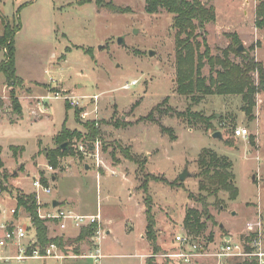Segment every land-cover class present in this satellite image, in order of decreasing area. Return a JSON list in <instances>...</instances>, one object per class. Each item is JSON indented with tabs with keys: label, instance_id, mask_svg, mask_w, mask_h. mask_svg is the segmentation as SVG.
Segmentation results:
<instances>
[{
	"label": "rangeland",
	"instance_id": "rangeland-1",
	"mask_svg": "<svg viewBox=\"0 0 264 264\" xmlns=\"http://www.w3.org/2000/svg\"><path fill=\"white\" fill-rule=\"evenodd\" d=\"M101 1L100 5L95 0L84 4H78V0L0 3L1 34L5 19L15 14L21 3L28 2L20 10L22 28L15 38L23 69L28 78L45 83L41 84L45 95L68 90L79 96H98L96 102L90 98L83 100L90 111L86 118L81 117L80 108L68 107L62 98L42 102L34 97L35 104L30 107L28 99L21 100L22 115L18 117L11 106L9 88H5V75L0 72V95L6 91L7 96V100L0 98V110L9 107L11 117L16 119L11 123L5 117L7 125L0 124L1 157L11 161L10 167L16 168L17 175L25 177L38 169L37 164L46 169L45 164L50 163L46 152L56 148L54 137L63 124L80 131L82 136L71 141L73 154L58 158L55 180L51 181L50 173L49 180L46 177L52 192L43 193L42 198L54 197L60 200L62 208L100 210L103 220L110 224L101 220L102 232L111 227V233L99 241L103 254L99 261L85 256L95 246L93 240L71 241L68 245L77 236L78 228L73 224L65 230L49 224V237L62 236L66 240L58 251L63 257H31L19 264H148V256L154 254L146 237L148 196L156 221V242L161 247L156 254L175 251V235L179 233L196 239L210 252L218 251L228 240L226 237L242 243L244 251L247 238L250 253L264 252V90L254 93L250 113L244 109L242 94H206L193 100L192 96L201 94L178 93L173 14L165 9L146 12L145 0ZM201 1L213 6L216 13L215 20L204 27L209 54L222 57L230 35L235 33L248 54L264 64V27L256 25L258 1ZM107 3L126 11H115ZM120 36L124 45L118 42ZM197 39L201 41L200 37ZM3 52L0 49V61ZM228 58L234 63L242 61V56L234 52ZM201 74L206 81L210 74L215 77L209 63L201 68ZM250 75L258 85L257 71ZM132 81L136 83L131 84ZM126 83L130 86L123 88ZM21 88L22 85H16V95L22 94ZM44 105L47 109L42 113ZM189 106L191 111L209 118L211 127L178 115ZM88 121H95L99 129L94 140L85 136L84 123ZM1 122L4 124L5 120ZM239 126L247 128L245 138L234 134ZM215 131H220L222 138L213 137ZM226 139L232 140L230 146ZM81 142L86 144L83 148ZM90 142H98L97 152ZM11 145L18 149L24 146L15 158L21 155L19 160L30 162L18 164L9 150ZM203 149L208 151L205 161L213 153L231 163L230 181L238 188L235 198L227 190L216 189L215 180L201 173L204 165L199 158ZM84 163L91 167L85 168ZM184 169L188 174L180 180ZM0 173L7 183L10 171L1 169ZM4 190H0V195ZM202 202L212 219L206 220L201 234L194 235L184 227L183 220L187 209L201 210ZM33 229L30 227V233ZM140 233L144 239L139 237ZM245 257L248 256H230L220 264H236ZM254 257L260 264L258 256ZM0 264L17 263L11 260ZM149 264L219 263L215 257L184 263L176 258L154 256Z\"/></svg>",
	"mask_w": 264,
	"mask_h": 264
},
{
	"label": "trees",
	"instance_id": "trees-1",
	"mask_svg": "<svg viewBox=\"0 0 264 264\" xmlns=\"http://www.w3.org/2000/svg\"><path fill=\"white\" fill-rule=\"evenodd\" d=\"M92 0H78V4H84L91 2ZM256 5V25L259 28L264 27V0H257ZM100 5L101 0H95ZM1 3V0H0ZM28 2L21 3L15 14L5 19L2 33L0 34V49H3V59L0 61V72L5 75V82L9 88V95L11 100V106L14 112L21 113V105L16 95V85H22V80L16 75L15 70V35L21 29L20 10L22 6L27 5ZM111 9L118 12H125L126 9L112 5L111 3L105 4ZM145 11L148 13H156L160 9H165L167 12L173 14V27L175 28L176 37V58H177V92L180 94H193L198 92L200 96H192L194 99H199L206 94H228L238 93L242 94V99L245 102L244 109L247 113L251 112L252 106H254V93L259 90H264V64L260 61H255V58L246 53H242L237 50V46L240 44V40L235 35L231 34V41L228 46L222 50V57H214L209 54V46L206 40L205 24L212 22L216 18L215 9L213 6L207 5L201 0H145ZM200 37L201 41L197 38ZM230 52H234L237 55L242 56L240 63H234L229 58ZM209 63L211 70H214L215 77L212 74L208 77V81L201 74V68ZM219 66L217 69L216 66ZM256 70L259 77L258 85H255L252 81L250 72ZM166 99V98H165ZM2 101H0V105ZM68 107H71L66 103ZM156 106L154 109H157ZM179 116H187L194 121L203 122L206 127H211L210 119L205 118L200 113L190 110V106L183 113H178ZM84 127L87 129L88 139L94 140L98 134L99 129L96 126L95 121H88L84 123ZM165 130V129H164ZM169 131V129H168ZM81 132L78 130H71L64 124L61 130L55 135L56 148L48 150L46 156L49 160V164L56 167L59 164V157L72 155L73 150L71 148V141L73 138H80ZM64 142H68V146L61 149L60 145ZM225 142L232 144L231 139H226ZM13 155L24 150V147L18 149L17 146H11ZM208 151L203 149L200 153L199 161L204 168L201 173L208 179L218 184L216 189H224L230 192V197L235 198L238 194V188L231 183L230 179L232 175L228 170L231 167V163L226 158L218 159L213 153L207 155L208 160L205 161ZM1 164V159H0ZM211 169H214L211 172ZM4 176L0 173V190L7 188L4 182ZM41 180L44 184H47V179L41 176ZM146 189V183L143 185ZM18 206H23L27 213L30 215L33 228L36 235V245H38L40 252L45 253L46 247L50 243H55L60 249L64 247L66 240L62 236L49 237L47 234L48 228L46 220L38 216L37 204L34 200L33 193L17 194ZM146 237H148L150 244L153 248V253L148 256V264L153 260L156 253L161 250V247L157 244L156 234V221L152 211L150 197L146 198ZM202 209L197 210L193 208L187 209L183 225L192 234L199 235L206 228V220L212 219L211 214L206 209V203L202 202ZM201 217L204 220L201 221ZM97 229V223H91L83 226L79 229L76 237L69 241L68 245H71V241L79 242L85 240H92L93 235ZM246 252H251L249 245V239L246 238ZM236 264H258V260L254 256H248L241 262Z\"/></svg>",
	"mask_w": 264,
	"mask_h": 264
},
{
	"label": "built area",
	"instance_id": "built-area-1",
	"mask_svg": "<svg viewBox=\"0 0 264 264\" xmlns=\"http://www.w3.org/2000/svg\"><path fill=\"white\" fill-rule=\"evenodd\" d=\"M136 83V81H132L131 84ZM130 86L129 83H126L123 88H128ZM57 99L62 98L65 102H67L73 108H80L82 111L80 113L82 118H86L90 111L87 109V105L83 101L86 98H90L92 100L97 101L98 96L93 95L87 97L86 95H77L73 91L65 90L63 92H54L48 93L47 95L39 97V99L43 102V100L47 99ZM95 108H97L95 106ZM93 108L92 111H95ZM42 113L46 112V107L40 109ZM247 128L245 127H235L234 134L236 136L245 138L247 136ZM80 148H83L85 143L81 142ZM95 146V150L99 148L98 142H90ZM78 145V146H79ZM86 145V144H85ZM87 149V148H86ZM46 170L53 173H56L57 169L52 165H46ZM49 180V179H48ZM34 200L37 204V213L38 216L47 221H52L58 225L60 229H65L69 224H73L76 228L80 229L83 226L89 225L91 223H97V229L95 234L92 237L94 242L93 249L85 255L88 258H92L96 261H99L103 254L101 253V249L99 247V241L104 236H106L105 230H101L100 222L101 215L99 212L96 214L90 215H81L75 213L71 209L62 208L58 205H53V201L49 199L47 202L42 201L43 193L46 195H50L52 192L50 184H44L41 180V176H37L32 181ZM44 206V207H43ZM10 213L12 215H17L20 217V210L18 207H12L10 209ZM29 227H33V223L30 215L26 216V221L18 220L15 223H9L8 221H0V261L10 262L11 260L16 261L19 264L20 261L26 258H62V254H58L60 250L59 247L55 243H50L46 249L45 253H41L38 245H36V235L34 234L33 238H29L28 230ZM175 242L177 244L175 251L159 253L153 256H165L167 258H176L181 260L184 263H192L196 259H201L205 257H215L217 262L220 264L224 258L230 256H258L260 260V264H264L262 261V256H264V252H246L244 251L243 245L240 242L226 240L220 249L215 252L208 251L207 247L201 246L196 239L191 238L186 234H176ZM151 256V255H150Z\"/></svg>",
	"mask_w": 264,
	"mask_h": 264
},
{
	"label": "crops",
	"instance_id": "crops-1",
	"mask_svg": "<svg viewBox=\"0 0 264 264\" xmlns=\"http://www.w3.org/2000/svg\"><path fill=\"white\" fill-rule=\"evenodd\" d=\"M21 28H22V26H21ZM15 70H16V75L22 80V88H21V93L22 94L17 95L18 98H19L20 104H21V108H22V103H21L22 101L21 100H23L25 98L28 99V101L30 102L29 103V107H30L33 104H35V101H36V100H32L33 97L40 101L39 97L45 95L46 89H45V87H42V85H41V84L44 85L45 83L41 82L40 80H37V79L28 78L27 73L23 69L22 56L21 57L19 56L17 43H16V38H15ZM64 87H66V86L64 85ZM5 88H6V84H5ZM5 93H6V91L3 92L2 95H0V98H4V100H5L6 97H7ZM6 105H7V103L5 102V106ZM44 107H46V109H47V105H44ZM16 114L19 117V115H22V111H21V113H16ZM12 115H13V113L11 112V109L9 107L4 108L3 110L1 109L0 110V124H2L3 126H6L7 125L6 118L9 120V122L13 123V121H15L16 119L13 120V118L11 117ZM2 120H5L4 124L1 122ZM11 146H13V145H11ZM11 146L9 148L10 151H11ZM14 146H17V145H14ZM40 147L41 146H39V149H40ZM39 149L34 154H37ZM0 151H1V146H0ZM22 152L23 151H21V153ZM20 156L21 155H19V156H17V158H15V155L12 154V157L14 159H17L18 164H20V163H29L30 162V161L27 162V161H24V160H19ZM37 157L38 156H35V159H37ZM0 159H1L0 170L1 169H8V171H10V176L8 177V182L5 183L8 186V189H6L7 191L6 190L2 191V193H4V194L0 195V221H8L9 220V223H12V222L15 223L18 220L26 221V216L28 215V213H27V211L25 210V208L23 206H18L17 194L18 193H22V194L31 193L33 191V189H34V188L31 187L32 186V181L37 176L40 175V176H45V178L46 177L48 178L49 173H50L51 174V181H54L56 177L53 174H56V173L52 174L51 172L47 171L46 169H41V168H39V166L37 164V168L39 170L36 169L33 173H26L25 177H21V174L17 175V170H16L15 167H10L11 161H9V160L7 161V160L3 159L1 157V154H0ZM12 162H15V160H13ZM46 165L47 164H45V166ZM86 165H87V167H86ZM84 166H85V168H90L91 167L90 164H88V163H84ZM9 168L11 170H9ZM50 199L52 201H54V200L57 201V205L60 206L59 205V203H60L59 201L60 200H57L54 197H52ZM48 200H49L48 198H42L43 202H47ZM70 203L73 204L72 202H70ZM15 206L18 207L19 210H20V217L17 216L16 214L12 215L10 213V209L12 207H15ZM69 209H71L75 213L81 214V215L96 214L97 212L100 213V210H97L96 212H92V211H80V210L77 211L74 208H69ZM100 215H101V213H100ZM102 216L103 215H101V220L103 222L109 224V222L106 219L103 220ZM46 224H47V228L51 227L49 224H53L59 230L58 225L56 223L52 222V221H47ZM68 225H70V224L68 223ZM65 229H63V230H65ZM60 231H62V230H60ZM78 232H79V229L77 230L75 235H77ZM105 233H106V236H107V234L111 233V227L110 226H109V228L105 229ZM28 234H29V238H33L34 234H35L34 229H33V232L30 233V227H29ZM139 237L144 239L142 233H140Z\"/></svg>",
	"mask_w": 264,
	"mask_h": 264
},
{
	"label": "water",
	"instance_id": "water-1",
	"mask_svg": "<svg viewBox=\"0 0 264 264\" xmlns=\"http://www.w3.org/2000/svg\"><path fill=\"white\" fill-rule=\"evenodd\" d=\"M118 42H119V44H123V45H124V40H123V37H122V36L118 37ZM237 50L240 51V52H242V53H246V54H248V51L245 49V47L243 46L242 43H240V44L237 46ZM150 54H153V52L150 51ZM212 136L215 137V138H222V135H221V132H220V131H215V132H213ZM67 146H68V142H64V143H62V144L60 145L61 149L65 148V147H67ZM86 167H87V165H86ZM187 174H188L187 169H184V170L179 174V179H180V180L185 179V177L187 176ZM53 205H54V206L57 205V201L54 200V201H53ZM226 238H227L228 240H230V237H226Z\"/></svg>",
	"mask_w": 264,
	"mask_h": 264
}]
</instances>
